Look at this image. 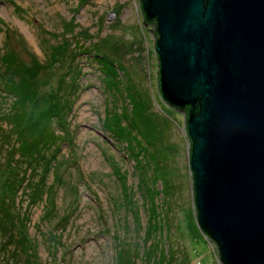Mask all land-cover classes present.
Listing matches in <instances>:
<instances>
[{
  "label": "rangeland",
  "instance_id": "374dc122",
  "mask_svg": "<svg viewBox=\"0 0 264 264\" xmlns=\"http://www.w3.org/2000/svg\"><path fill=\"white\" fill-rule=\"evenodd\" d=\"M142 20L139 0H0V126L9 79L27 82L31 120L67 99L54 131L70 138L53 145L45 177H58L55 207L44 192L29 201L26 180L16 196L40 264H146L164 252L171 264H220L195 219L184 115L159 95L153 24ZM8 139L0 133V194L17 167Z\"/></svg>",
  "mask_w": 264,
  "mask_h": 264
},
{
  "label": "water",
  "instance_id": "95a60500",
  "mask_svg": "<svg viewBox=\"0 0 264 264\" xmlns=\"http://www.w3.org/2000/svg\"><path fill=\"white\" fill-rule=\"evenodd\" d=\"M184 115L195 218L220 264H264V0H139Z\"/></svg>",
  "mask_w": 264,
  "mask_h": 264
},
{
  "label": "trees",
  "instance_id": "16d2710c",
  "mask_svg": "<svg viewBox=\"0 0 264 264\" xmlns=\"http://www.w3.org/2000/svg\"><path fill=\"white\" fill-rule=\"evenodd\" d=\"M6 61L10 64L13 63V66L16 65V61L14 62L12 57L7 58ZM26 83L24 79L19 82L9 79L2 88L4 93H7L12 99L7 115L1 120L4 121L7 127L3 128L1 125L0 133L9 138L4 141L5 143H10L11 139L16 140L17 146H12L15 152L18 153V157L17 167L15 166L16 164H11L8 169V175L4 181L6 190L0 194V264H40L38 258L33 257L36 255V250L32 254L29 251L33 247L34 241L27 233L26 215L17 205V190L21 187L23 181L26 180L24 186L27 190L25 189L24 192L30 196L29 201L42 198L44 192L46 194L44 199L45 207L48 208V212L53 210L52 206L55 207L58 177L55 176L53 181L46 186V172H48L49 161L53 158L50 151L58 140L63 141L67 138L54 131V125L61 127V123L65 118L63 110L67 103V99H64L65 95L56 97L52 105L43 110L38 118L31 120L25 109V102L30 98ZM70 88L72 89V86H68L66 89ZM136 110L139 112L140 108ZM22 165H24L23 169L21 168ZM19 168L23 171H20ZM28 168L34 175L35 173L37 174L36 177L30 178L26 175ZM53 238H56V236L53 235ZM156 246V242L151 241L150 248L143 250L145 257L150 258L149 250L152 249L153 251ZM53 249H56V246H53ZM121 256L117 258L118 264L130 263L123 261ZM31 258L33 259L31 260ZM146 264H171V262L167 261V253L164 252L162 257L159 256L157 260L154 261L153 259Z\"/></svg>",
  "mask_w": 264,
  "mask_h": 264
},
{
  "label": "bare ground",
  "instance_id": "6f19581e",
  "mask_svg": "<svg viewBox=\"0 0 264 264\" xmlns=\"http://www.w3.org/2000/svg\"><path fill=\"white\" fill-rule=\"evenodd\" d=\"M147 24H150V22H148ZM190 168V167H189ZM192 197H193V194H192ZM192 203H193V207H194V209H195V205H194V200L192 199ZM195 215H196V209H195ZM196 219V218H195ZM196 222H197V220H196ZM200 230V229H199ZM208 239V238H207Z\"/></svg>",
  "mask_w": 264,
  "mask_h": 264
},
{
  "label": "flooded vegetation",
  "instance_id": "af4514ba",
  "mask_svg": "<svg viewBox=\"0 0 264 264\" xmlns=\"http://www.w3.org/2000/svg\"><path fill=\"white\" fill-rule=\"evenodd\" d=\"M150 24H153L154 25V21H151Z\"/></svg>",
  "mask_w": 264,
  "mask_h": 264
}]
</instances>
